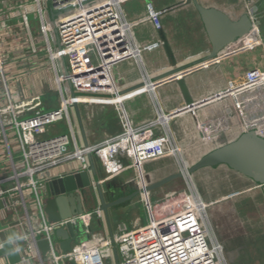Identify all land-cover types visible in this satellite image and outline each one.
<instances>
[{
	"label": "built area",
	"instance_id": "obj_1",
	"mask_svg": "<svg viewBox=\"0 0 264 264\" xmlns=\"http://www.w3.org/2000/svg\"><path fill=\"white\" fill-rule=\"evenodd\" d=\"M128 1L0 0V222L6 231L14 229L27 237L20 252L25 264H114V246L119 264H226L208 222L207 204L194 188L189 187L169 212L166 199L152 202L150 192L144 191L151 182L146 181L143 167L178 152L168 121H160L165 116L160 108L154 119L133 126L122 103H113L120 111V133L88 146L79 142L74 105L80 118L81 108L87 105H112L108 101L118 97L114 68L126 61L139 62L144 51L162 45L160 41L137 44L132 33L135 23L123 14L122 6ZM165 11L147 3L144 20L155 31H162ZM46 87L59 97L53 109H47L50 100L41 98ZM245 91L264 98V73L247 75L228 91L213 96H230L241 113L236 100ZM62 121L70 135H50L49 129ZM158 129L161 132L155 134ZM89 156L96 169L99 165L104 172L101 183L129 169L136 173L137 198L147 214L145 225L112 238L94 233V222L106 229L99 204L57 222L48 220L45 183L63 175L90 174ZM68 164L75 166L60 171ZM68 226L74 229L75 239L83 238L63 253L54 232ZM37 240L48 243L46 263Z\"/></svg>",
	"mask_w": 264,
	"mask_h": 264
},
{
	"label": "crops",
	"instance_id": "obj_2",
	"mask_svg": "<svg viewBox=\"0 0 264 264\" xmlns=\"http://www.w3.org/2000/svg\"><path fill=\"white\" fill-rule=\"evenodd\" d=\"M182 1L184 0H131L124 3L122 6L123 14L126 20L128 22L135 23L132 28V33L137 44L139 46H146L160 41V35L161 32H163L169 42L171 51L176 61V66L178 67L187 64L188 62L201 59L210 51V44L199 17L198 19L202 29V34L200 33L198 38H196V41L193 43H191V39H189L186 35L184 37H177L175 35L176 32L171 34L167 31L168 29H166V27L170 29L171 27H174L173 25L180 23L186 25V23H189V21L194 18L192 17V12L195 10L190 5L181 6L174 10L168 9L170 6ZM208 1L210 0H200V3L205 7H215L220 9L219 7H216V5L209 4ZM147 3H151L157 10H167L161 18V21L166 24L163 31H155L152 25L144 20L145 6ZM220 10L227 13L224 9ZM240 15L237 18H239ZM246 41H252V39L249 40L248 38ZM239 47L240 45L236 43L229 48V52L236 50ZM246 51L248 50L237 52L217 63L202 67L185 76V83L192 100L194 102H199L205 98L212 97L214 94L228 91L232 87L231 83L236 82L235 85L240 83L243 78H239L240 74L238 72L242 69V60L236 58ZM171 68V61L163 47H159L152 51H144L139 62L126 61L120 63L113 70L117 92L120 95L108 102L112 104L122 103L123 110L133 126H139L154 119L156 117V111L160 108L162 112L169 117L168 123L174 132L178 133L186 130L187 122L178 119L190 113L171 116L174 110L180 109L184 104L183 96L179 92L176 84L169 82L154 86L149 82L151 78L157 77ZM139 85L145 86L138 91L125 94ZM148 87H153V89L148 91L146 90ZM257 95L258 94L253 91H245L237 97L238 99L236 101L241 103V113L236 110L233 105L235 101H233V98L230 96L220 97L209 105L197 107L194 114H191V120L197 130L196 133L199 132L200 125H205L207 126V132L209 134L215 136H226V138L216 146L218 147L234 140L251 126L256 127L258 132H263L264 98H259ZM98 106L101 108L97 107V105H87L83 107L84 110L81 112V122L89 144L101 142L117 135L121 131H119V129L114 131L113 128H106L105 124L107 122L106 119L108 109L100 105ZM95 107H97L95 110L96 113H94ZM117 113L118 112H116V116H114V122H116V124L119 123L120 119L118 118L119 113ZM85 117H88L86 118L89 121L87 124H84ZM53 128L54 127L49 129L50 135L56 134ZM160 132L161 131L158 129L154 133L159 134ZM200 133L202 132L200 131ZM78 137L79 142L83 144L80 132ZM204 140L206 141V138H204ZM74 166L75 164L63 165L60 168V171L68 172ZM97 167L98 168L96 170L102 176V180L105 176L100 166L97 165ZM128 173H132L133 176H127ZM135 177L136 173L129 169L115 179L105 181L106 183H114L112 184V187L107 190L105 200L111 201L123 195L129 194L131 189L125 188L124 191H121L120 187L125 184H136ZM111 192H114L113 198L111 197ZM133 200H135V198ZM1 207L2 201L0 200V209ZM113 213H115V208L109 210V215H112ZM4 233L6 237L9 231L5 230ZM113 235L115 234L112 232L110 233L108 227L106 226L103 236L106 238H112ZM21 256V253L9 255L7 248L0 249V264H25L22 262ZM30 264L37 263L30 262Z\"/></svg>",
	"mask_w": 264,
	"mask_h": 264
},
{
	"label": "rangeland",
	"instance_id": "obj_3",
	"mask_svg": "<svg viewBox=\"0 0 264 264\" xmlns=\"http://www.w3.org/2000/svg\"><path fill=\"white\" fill-rule=\"evenodd\" d=\"M208 3L227 11L228 14H226L230 15L231 19H236L240 14L246 12L252 15L254 29L243 40L242 45L245 48L247 47L246 50L248 51L236 58L242 60V69L238 72L240 74L239 78L250 76L256 72L264 73V0H254L252 4L251 0H210ZM29 16L32 20V16ZM192 17L194 18L186 25L175 24L173 28L166 27L167 31L171 34L176 32L177 37L186 35L191 39V43L195 42L200 33L202 34V29L195 11L192 12ZM165 25L162 22V31ZM248 38L252 41H246ZM235 84L236 82L231 83L232 86ZM260 96L261 94L257 95L259 98ZM41 98L43 102L46 100L51 101V105L47 109L55 108L59 100L55 91H51L47 87L41 94ZM100 106L108 109L106 128H113L114 131L119 129L120 131V119L118 124L114 122L116 112L120 113L118 105ZM97 107L99 106L97 105ZM97 107L94 108V113H96ZM81 110L83 112L84 108ZM177 110H172V113ZM191 117L192 115L188 114L178 119L187 122V132L186 130L178 133L174 132L169 125L172 134L171 141L177 147L178 152L175 156L146 164L142 170L146 181L154 183L170 174L180 172L186 167H191L202 155L226 138V136L209 134L205 125H200V130L196 133L197 130ZM86 118L88 117L84 118V124L89 122ZM118 118H120V115ZM53 129L55 133L70 135L69 127L65 121L55 124ZM262 133L264 134V130ZM204 138H206V141ZM127 176L132 177L133 174L128 173ZM189 187L194 188L207 204L208 222L213 236L222 247L226 264H264V194L262 189L240 174L221 166L215 169H201L188 177L172 180L164 186L152 190L150 198L152 202L166 199L165 206L170 207L167 208V212H169L180 198L188 194ZM87 192L85 196L87 208L91 209L93 208L90 202L92 192L91 190H87ZM136 198L131 202L117 206L115 213L110 215L108 223L113 234L125 230L129 231L133 227L147 223L144 206L140 199ZM91 230L100 235L104 233L103 227L97 226L95 222ZM80 238L83 237H76L74 243H77ZM59 252V249H57L56 253Z\"/></svg>",
	"mask_w": 264,
	"mask_h": 264
},
{
	"label": "water",
	"instance_id": "obj_4",
	"mask_svg": "<svg viewBox=\"0 0 264 264\" xmlns=\"http://www.w3.org/2000/svg\"><path fill=\"white\" fill-rule=\"evenodd\" d=\"M189 5L194 8L200 19L210 44V51L205 57L178 67L176 66V61L169 42L165 34L161 32V47L164 48L170 59L172 68L157 77L151 78L149 82L154 86L169 82L176 84L179 92L183 96L184 104L171 116H178L187 113L193 115L197 107L209 105L206 101L210 97L199 102H194L192 100L185 83V76L202 67L217 63L237 52H243V50H246L247 47L245 48L242 46L243 40L248 37L250 32L254 29V23L248 13L240 15L237 19H231L220 9L202 6L200 0H184L170 6L168 9L174 10L181 6ZM236 43L241 46L238 49L229 52V48ZM143 86L144 85H139L125 94L138 91ZM68 87L70 88L71 96H74L75 94L72 92L69 84ZM119 95L120 94H118V96ZM74 109L78 118L83 145L88 146L89 143L82 126L78 106L74 105ZM89 160L91 161L90 174L86 172L68 174L63 175L60 178L51 179L45 183V213L50 222H57L72 215L82 214L84 210L88 209L86 198L82 194L85 190H91L90 202L92 203V207L99 204L106 220V226L111 233L108 223L110 218L109 210L116 208L121 204L130 202L138 197L139 189L136 184H125L120 187V190L124 191L125 188L131 189L129 194L111 201H106L105 194L114 183H101L100 180L102 176L97 172L91 156H89ZM221 166L245 177L253 184L260 187L264 194V137L261 136L256 129H248L234 140L213 148L202 155L191 167L185 168L184 172L181 170L180 172L170 174L157 182L149 183L144 187V191L151 192L172 180L190 176L201 169H215ZM111 197H114V192H111ZM6 228L7 227L0 222V241H3L6 238L4 233ZM12 232H16V230L11 229L8 234ZM54 239L58 244L59 249L63 253H67L71 249V244L75 241L74 229L71 226H68L66 229H57L54 232ZM36 247L41 253L42 261L46 263L50 254L48 243L46 241L37 240ZM113 259L114 264H119V257L115 246L113 247ZM66 264L75 263L67 261Z\"/></svg>",
	"mask_w": 264,
	"mask_h": 264
},
{
	"label": "clouds",
	"instance_id": "obj_5",
	"mask_svg": "<svg viewBox=\"0 0 264 264\" xmlns=\"http://www.w3.org/2000/svg\"><path fill=\"white\" fill-rule=\"evenodd\" d=\"M26 239L24 234L12 232L3 241H0V249L7 248L9 255L18 254L22 250L21 242Z\"/></svg>",
	"mask_w": 264,
	"mask_h": 264
},
{
	"label": "bare ground",
	"instance_id": "obj_6",
	"mask_svg": "<svg viewBox=\"0 0 264 264\" xmlns=\"http://www.w3.org/2000/svg\"><path fill=\"white\" fill-rule=\"evenodd\" d=\"M145 86V85H144ZM147 87V86H146ZM153 89V87H148L146 90H152ZM152 92V91H151ZM153 93V92H152ZM220 97L219 96H213V97H211V98H209V99H207V101H206V103L207 104H210V103H213V102H215L217 99H219ZM180 113H182V112H180ZM168 119H169V117L168 116H164V118H161L160 119V121L161 122H166V121H168ZM187 168V167H186ZM185 171V169L183 170V172Z\"/></svg>",
	"mask_w": 264,
	"mask_h": 264
},
{
	"label": "flooded vegetation",
	"instance_id": "obj_7",
	"mask_svg": "<svg viewBox=\"0 0 264 264\" xmlns=\"http://www.w3.org/2000/svg\"><path fill=\"white\" fill-rule=\"evenodd\" d=\"M255 1H256V0H255ZM253 2H254V0H251V4H252ZM251 4H250V5H251ZM246 13H247V12H246ZM248 14H249V13H248ZM249 15H250V14H249ZM250 16H251V18H252V15H250ZM87 193H88L87 190H85L84 193H83L82 195L85 197V196L87 195ZM89 196H90V195H89ZM88 198H90V197H88ZM90 200H91V198H90Z\"/></svg>",
	"mask_w": 264,
	"mask_h": 264
}]
</instances>
